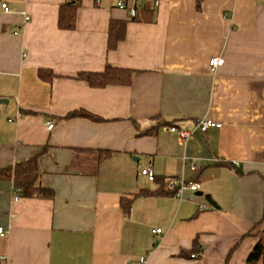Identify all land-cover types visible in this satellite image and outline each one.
Instances as JSON below:
<instances>
[{
	"label": "crops",
	"instance_id": "crops-1",
	"mask_svg": "<svg viewBox=\"0 0 264 264\" xmlns=\"http://www.w3.org/2000/svg\"><path fill=\"white\" fill-rule=\"evenodd\" d=\"M68 1L0 0V169L38 157L54 191L16 202L0 181V264H249L264 230V0H125L134 19L119 0H79L61 30ZM111 26L124 38L110 49ZM108 65L130 84L77 79ZM81 110L101 120L67 118ZM203 119L222 127L168 131ZM171 178L200 190L178 196Z\"/></svg>",
	"mask_w": 264,
	"mask_h": 264
},
{
	"label": "trees",
	"instance_id": "trees-1",
	"mask_svg": "<svg viewBox=\"0 0 264 264\" xmlns=\"http://www.w3.org/2000/svg\"><path fill=\"white\" fill-rule=\"evenodd\" d=\"M79 5V0H69L61 7L59 12V28L61 30L75 29ZM115 30L116 28L111 26L110 49L114 48L124 38L123 30ZM133 73L131 70L114 68L108 65L102 73H82L77 76V79L87 82L91 87L103 88L110 85H128L132 80ZM40 76L45 79L52 78L51 74L45 70L40 71ZM67 118H85L97 122L101 120V118L82 110L70 113ZM102 158L103 154L100 153L96 161L98 165ZM38 160V157H35L28 162L18 164L15 168L0 169V181L5 179L12 180L15 188L20 189L24 197L53 198L54 191L43 188L38 183L40 176ZM93 174H96V171ZM164 188L165 185L163 184L162 191H165ZM132 204L133 201L131 200L122 201V206L126 213L130 212ZM256 237L258 238V243L248 257L249 264H257L264 258V230L257 232Z\"/></svg>",
	"mask_w": 264,
	"mask_h": 264
},
{
	"label": "built area",
	"instance_id": "built-area-1",
	"mask_svg": "<svg viewBox=\"0 0 264 264\" xmlns=\"http://www.w3.org/2000/svg\"><path fill=\"white\" fill-rule=\"evenodd\" d=\"M36 1H41V0H36ZM96 1L97 3L99 2V0H96ZM140 1H145V0H140ZM156 4H158V2H156ZM117 8L120 10L126 11L129 14V16L133 19L136 18L137 16V11L134 8L129 7L127 3L125 2V0H119L117 3ZM2 9L5 12H10V8L7 6V4H3ZM25 21L29 22L30 18L28 16H25ZM224 63H225V60L223 58H213L210 60L209 65L212 70H216L222 67ZM221 127H222L221 124H217L209 119H203L197 123L194 131L179 130L175 126L169 127L168 131L171 133L177 134L179 138L183 142H185L194 136L195 131L206 132L210 128H221ZM52 128H53V124H49L48 130H51ZM196 169H197L196 166L192 165V170L196 171ZM140 175L142 177H145L149 182H155L157 179L156 173L152 165H149L145 168H141ZM168 187L171 190L176 191L178 196H181L185 190H190L192 192L199 191L201 185L197 182L187 183L183 178H171L168 180ZM20 193H21V190L16 189V196L14 198L16 202L20 201L21 199ZM155 233L160 234L161 230H156ZM7 235H8V230L5 229L4 227H0V239L5 238ZM192 258H197V255L195 254L192 255ZM138 264H147V259L145 257L140 258Z\"/></svg>",
	"mask_w": 264,
	"mask_h": 264
},
{
	"label": "water",
	"instance_id": "water-1",
	"mask_svg": "<svg viewBox=\"0 0 264 264\" xmlns=\"http://www.w3.org/2000/svg\"><path fill=\"white\" fill-rule=\"evenodd\" d=\"M4 103H6V102L4 100L0 99V105L4 104ZM136 161H138V160L136 159Z\"/></svg>",
	"mask_w": 264,
	"mask_h": 264
}]
</instances>
